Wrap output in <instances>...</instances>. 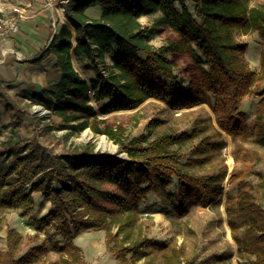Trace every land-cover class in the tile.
<instances>
[{
  "label": "trees",
  "instance_id": "1",
  "mask_svg": "<svg viewBox=\"0 0 264 264\" xmlns=\"http://www.w3.org/2000/svg\"><path fill=\"white\" fill-rule=\"evenodd\" d=\"M191 1L193 12L187 0H66L55 5L60 28L42 58L55 55L61 78L29 99L61 119L52 127L65 131L64 139L90 128L118 144L127 158L94 153L88 145L57 155L38 140L18 142L0 152V211L21 209L30 214L35 209L34 193H40L50 209L34 221V228L66 239L63 245L42 243L17 256L23 235L10 229L7 250H0V264H37L50 252L60 254V263L46 264H88L73 238L91 230L106 232V241L113 244L121 264L129 255L138 262L147 245L145 240L133 241L138 210L150 194L166 203L172 199L168 187L175 178L183 201L181 216L192 205L209 207L223 198L232 200L224 183L227 173L194 175L180 168V153L173 146L189 136L162 134L147 143L126 144L123 129L108 120L115 113L136 112L150 99L180 111L198 107L208 101V95L214 98L210 108L220 131L233 138L254 137L264 147V98L251 131L245 113L239 111L245 98L264 97L258 87L264 81V4L254 6L253 0ZM97 6L102 9L101 17H88L86 11ZM143 16H156L152 27L141 23ZM160 29L173 32L176 38L157 48L151 38ZM254 33L263 41L259 73L252 71L246 58L248 45L236 39ZM168 54L188 56L199 75L198 84L180 88ZM107 55L112 56L111 66ZM74 59L88 60L87 69L96 78H85ZM212 148L214 144L204 141L198 151ZM57 184L60 189L55 191ZM238 184L234 207L229 210L242 219L241 244L255 257L253 264H264V212L256 203L264 180L257 186L242 180ZM115 214L122 218L111 220L110 215ZM113 223L118 224L117 232ZM169 263L183 264L178 254Z\"/></svg>",
  "mask_w": 264,
  "mask_h": 264
},
{
  "label": "rangeland",
  "instance_id": "2",
  "mask_svg": "<svg viewBox=\"0 0 264 264\" xmlns=\"http://www.w3.org/2000/svg\"><path fill=\"white\" fill-rule=\"evenodd\" d=\"M28 2V0H0V11L4 15L0 21L6 22V28L14 22L21 26L19 15L23 12L20 8ZM187 4L193 12L192 1L187 0ZM260 4H264V0L252 2L254 6ZM155 19L156 16H146L140 21L144 26L152 27ZM54 24L57 32L60 24L53 19L51 23L53 32H55ZM7 33L10 36L15 35V33ZM175 38L173 32L160 29L151 38V43L159 48ZM236 39L239 43L248 45L246 58L252 71L259 73L263 53L261 38L254 33L237 35ZM8 48L15 49L9 45L3 49ZM167 58L175 66V77L180 88L186 90L189 83L198 84L199 75L188 56L168 54ZM75 67L81 68V65L76 63ZM258 87L260 91H264V81ZM206 97L208 101L198 107L180 111H173L165 103L150 99L136 112L115 113L108 118L111 125L123 129L126 144L133 141L147 143L162 134H170L174 137L189 136L184 143L173 146V149L180 153V168L194 175L227 173L224 183L226 191L232 197L231 201L223 198L209 207L192 205L185 215L181 216L183 201L178 192L179 181L175 178L168 187L172 199L166 203L159 196L150 194L140 206L133 241L145 240L147 245L142 260L134 262L129 255L125 264H170L169 261L177 254L183 264H253L255 261V257L241 244L244 238V228L240 227L242 219L234 210L229 209L234 207V199L239 190L238 183L241 180L248 181L254 186L264 180V147L259 145L254 137L233 138L220 131L217 116L210 108V105L215 103L214 98L208 95ZM262 98L264 97H247L239 109L240 112L245 113L250 131L255 125L258 104ZM7 100H0V112L3 117L0 125V152L3 148L6 149L11 141L27 143L38 140L57 155L68 154L75 147L88 145L94 149V153L127 158L118 144L105 135L95 134L90 128L75 133L69 140L64 139L65 131H58L52 127L59 125L61 119L45 108L32 104V101L25 96L23 99H17L18 105L8 104ZM7 107L13 110L8 112ZM47 116L49 118H46ZM44 118L46 119L43 120ZM204 141L214 144L215 148L200 153L198 148ZM233 174L236 175L235 178L232 177ZM53 189L57 191L60 186L54 185ZM34 198L35 209L30 214H25L21 209L0 211V250L7 249L6 237L10 229H15L23 235L17 256L42 243L52 244L57 241L61 245L65 244V238L54 236L53 232L45 233L34 228V221L44 217L50 209L49 201L40 193H34ZM256 203L264 212V190L256 194ZM113 217L121 219L122 215H110L111 220ZM229 222H233L237 229ZM113 230L118 231L117 223H113ZM106 237L105 231L91 230L75 236L73 241L79 243L76 245H80L81 255L88 264H121L113 253V244L109 245ZM47 261L60 263V254L50 252L37 264H46Z\"/></svg>",
  "mask_w": 264,
  "mask_h": 264
},
{
  "label": "crops",
  "instance_id": "3",
  "mask_svg": "<svg viewBox=\"0 0 264 264\" xmlns=\"http://www.w3.org/2000/svg\"><path fill=\"white\" fill-rule=\"evenodd\" d=\"M28 1L20 8L23 12L19 15L20 32L9 36V39L5 41L0 40V100L8 99V104L18 105V98L39 95L44 87L58 82L61 78V70L55 66V55L51 54L45 58H42V55L43 50L48 48L52 37L57 33L51 28V23L55 19V5L66 0ZM86 14L92 19H97L101 17L102 9L99 6L92 7L86 11ZM6 45L20 52L23 59L19 60L15 55L4 56L3 53L6 50L3 48ZM106 62L109 66L112 65L111 55L106 56ZM74 63L81 65V68H76L85 78H96V73L87 69L88 60L74 59ZM12 110L11 107H7L8 112ZM0 118V125H2L1 112ZM17 143L18 141H11L2 151H8ZM77 246L80 247V245Z\"/></svg>",
  "mask_w": 264,
  "mask_h": 264
},
{
  "label": "built area",
  "instance_id": "4",
  "mask_svg": "<svg viewBox=\"0 0 264 264\" xmlns=\"http://www.w3.org/2000/svg\"><path fill=\"white\" fill-rule=\"evenodd\" d=\"M54 27H55V24H54ZM57 27H55V31H56ZM20 31V26L18 25V23L14 22L12 23L8 28H6V22L5 21H0V38L1 40L5 41L7 40V38L9 37H6V36H10V35H7L8 33L7 32H10L11 33H18ZM4 56L6 55H15L17 57V59L19 60H22L23 59V56L20 52L16 51L15 49H7L6 51H4ZM101 73L103 75H105V70L103 67H101Z\"/></svg>",
  "mask_w": 264,
  "mask_h": 264
},
{
  "label": "water",
  "instance_id": "5",
  "mask_svg": "<svg viewBox=\"0 0 264 264\" xmlns=\"http://www.w3.org/2000/svg\"><path fill=\"white\" fill-rule=\"evenodd\" d=\"M57 30V29H56ZM55 33H56V31H55Z\"/></svg>",
  "mask_w": 264,
  "mask_h": 264
}]
</instances>
